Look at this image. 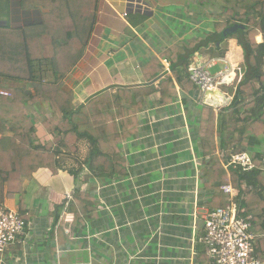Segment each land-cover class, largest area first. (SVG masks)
Returning <instances> with one entry per match:
<instances>
[{
	"label": "crops",
	"instance_id": "0c3cea01",
	"mask_svg": "<svg viewBox=\"0 0 264 264\" xmlns=\"http://www.w3.org/2000/svg\"><path fill=\"white\" fill-rule=\"evenodd\" d=\"M31 1L0 0V26L17 30L40 23V2ZM221 5V0H96L85 50L78 60H69L62 90L73 96L75 109L87 107L93 98L98 101L91 110L94 118L77 111L71 122L120 136L115 146L126 176L111 180L88 171L87 139L70 146L54 144L61 166L57 174L21 171L19 193L11 198L7 187L0 186V206L17 212L26 223L1 264H200L204 256V264H212L196 240L203 232L204 214L218 208L210 205L214 191L205 187L211 158L203 155L198 139L204 106L196 86L185 90L177 83L170 58L184 45L215 34L216 24L225 20ZM42 41L45 58L32 63V78L42 81L45 74V83L53 84L49 38ZM256 42H263L261 33ZM218 52L223 56L217 57ZM221 58L242 70L243 52L236 39L225 40L218 50L210 46L195 53L189 64H210L216 72L222 69L217 63ZM184 73L187 77L186 69ZM167 79L172 85L164 82ZM0 90L11 92L12 98L19 90L33 94L31 81H0ZM104 105L111 108L98 114ZM28 108L30 113L36 110ZM110 115L115 116V127L103 123ZM35 117L31 149L53 140L41 115L32 114ZM252 150L264 154V143ZM222 155L216 148L213 158L221 166ZM80 168L83 172L75 178L72 172ZM76 191L96 208L88 215L80 208V219L70 212L74 222L67 235L62 215L65 206L75 202Z\"/></svg>",
	"mask_w": 264,
	"mask_h": 264
},
{
	"label": "trees",
	"instance_id": "16d2710c",
	"mask_svg": "<svg viewBox=\"0 0 264 264\" xmlns=\"http://www.w3.org/2000/svg\"><path fill=\"white\" fill-rule=\"evenodd\" d=\"M32 1L40 2V23L17 30L0 26V81H31L33 89L32 95L19 90L12 99L0 95V186L7 187L6 196L11 198L19 193L21 171L47 169L52 175L57 174L61 166L53 145L62 143L70 146L79 139H87L91 146L84 160L88 171L111 180L126 176L125 163L115 146L121 139L120 136L110 137L104 130L98 132L91 125L75 126L71 122V115L77 111L84 113L89 120L94 118L91 110L98 105V101L93 98L87 107L75 109L73 96L62 90L63 78L70 69L69 60H78L85 50L95 23L96 0ZM221 3L225 20L216 24L215 34L206 41L184 45L175 51V56L170 58L172 73L181 88L188 90L195 85L184 77V72L195 53H201L210 46L218 50L230 38L236 39L241 47L242 78L230 86L232 101L217 113L210 107L202 108L198 139L203 155L211 158L204 174L205 187L214 191L210 205L218 208L226 205L220 187L230 177L232 187L241 195L243 193L240 202L244 213L242 215L254 214L252 231L262 234L264 154L252 149L264 143V0H221ZM259 33L263 36L261 43L256 42ZM43 37L49 38V62L55 77L53 84L33 81L32 78V63L45 58ZM216 56L223 54L218 52ZM164 82L172 85L171 79ZM210 98H213L211 103L216 107L220 106L222 96L218 91L209 93L207 100ZM43 104L49 107L50 112L43 109ZM29 106L36 107V110L30 113ZM110 108L109 105H104L98 114L107 113ZM33 112L41 115V124L53 136V140L31 149L30 142L36 138L37 121L36 117L35 120L32 118ZM109 118L110 120L102 119L104 125L108 122L115 127V116L110 115ZM110 130L111 127H108V131ZM216 148L225 158L231 154L247 152L255 167L251 171L236 170L226 173L213 158ZM81 172L80 168L72 174L76 178ZM84 178L89 179L90 175L87 174ZM75 202L67 205L66 210L73 212L77 219H80L81 209L84 215L95 212V203L79 191H76ZM255 256L264 264V237L258 238L256 242ZM205 259V256L202 257L200 264H204Z\"/></svg>",
	"mask_w": 264,
	"mask_h": 264
},
{
	"label": "built area",
	"instance_id": "2783aa9c",
	"mask_svg": "<svg viewBox=\"0 0 264 264\" xmlns=\"http://www.w3.org/2000/svg\"><path fill=\"white\" fill-rule=\"evenodd\" d=\"M126 13L122 14L125 17ZM165 66L168 62L163 60ZM222 69L216 72L211 70L210 64L192 62L186 68L188 79L198 88L201 94L200 104L218 111L220 108L227 107L232 101V97L221 90V87H228L234 84L237 79L242 78V70L232 64L228 58L217 60ZM218 91L222 96L219 107H216L207 100L208 94ZM0 95L11 99L12 93L0 90ZM223 157V155H222ZM220 158L223 169L227 173L230 171L241 170L251 171L255 166L252 158L247 152L231 154L229 157ZM230 178V177H229ZM225 195L226 205L222 208L211 209L203 216V232L196 240L207 250V255L212 264H262L255 256V246L258 238L264 237L252 231V220L254 214H244L240 208L243 199L238 190L231 184L220 187ZM67 205L64 208L61 223L64 232L70 234V226L74 222L73 215L68 212ZM25 221L15 211L0 206V264L3 262L4 253L16 239L23 234ZM191 242H194L191 239Z\"/></svg>",
	"mask_w": 264,
	"mask_h": 264
},
{
	"label": "rangeland",
	"instance_id": "374dc122",
	"mask_svg": "<svg viewBox=\"0 0 264 264\" xmlns=\"http://www.w3.org/2000/svg\"><path fill=\"white\" fill-rule=\"evenodd\" d=\"M49 57H50V52H49ZM47 59H49V58H47ZM70 66H71V62H70ZM42 76H43V75H42ZM46 79H47V77H46L45 74H44V76H43V78H42V82H46ZM234 82H238L237 79H236ZM221 90H222L223 92H226L229 96L232 97L231 92H230V90H231V87H230V86H228V87H221ZM12 92H13V91H12Z\"/></svg>",
	"mask_w": 264,
	"mask_h": 264
}]
</instances>
